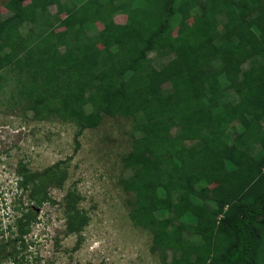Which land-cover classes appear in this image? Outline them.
Segmentation results:
<instances>
[{
  "label": "trees",
  "instance_id": "1",
  "mask_svg": "<svg viewBox=\"0 0 264 264\" xmlns=\"http://www.w3.org/2000/svg\"><path fill=\"white\" fill-rule=\"evenodd\" d=\"M4 9L0 92L11 83L35 119L73 122L78 135L103 116L130 121L122 164L133 174L121 184L160 264H264V0H7ZM63 163L17 166L35 206L14 207L0 264L23 259L34 208L50 201L37 183L61 188ZM79 200L75 189L63 196L66 233L87 224Z\"/></svg>",
  "mask_w": 264,
  "mask_h": 264
},
{
  "label": "rangeland",
  "instance_id": "2",
  "mask_svg": "<svg viewBox=\"0 0 264 264\" xmlns=\"http://www.w3.org/2000/svg\"><path fill=\"white\" fill-rule=\"evenodd\" d=\"M6 1L0 0V13L5 15ZM55 11L54 6L48 9L52 15ZM124 21V16L115 18L117 23ZM179 25L174 34L180 32ZM97 28L101 26L97 24ZM12 89L8 83L0 92V248L7 238L15 237L8 228L20 216L14 210L18 202L35 206L29 201L34 186L30 184L27 191L18 188L17 166L43 172L57 162H65L60 165L66 170L61 188L54 187L48 179L35 186L37 197L43 193L40 189L47 186L44 191L50 201L34 208L39 221L24 238L27 249L18 264H160L157 252L150 250L152 234L130 219L134 195L121 184L133 174L122 164V158L132 148L130 121L103 116L98 127L78 135L79 128L73 122L57 117L35 119L20 100L11 97ZM243 126L237 120L233 122L238 131ZM211 136L216 138L214 133ZM213 166L216 168V163ZM214 188L216 184L210 190ZM70 189L79 193L78 207L87 217L84 228L71 234L66 233L63 211V196ZM150 211L156 212L154 208ZM8 247L4 251L8 252ZM1 264L15 263L4 259Z\"/></svg>",
  "mask_w": 264,
  "mask_h": 264
}]
</instances>
